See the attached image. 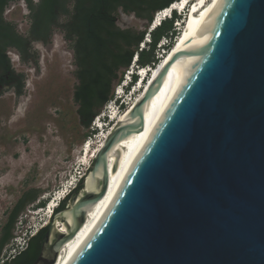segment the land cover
Returning <instances> with one entry per match:
<instances>
[{"label":"water","instance_id":"95a60500","mask_svg":"<svg viewBox=\"0 0 264 264\" xmlns=\"http://www.w3.org/2000/svg\"><path fill=\"white\" fill-rule=\"evenodd\" d=\"M204 32L92 225L77 236L87 208L108 192L110 150L145 129V108L184 45L112 127L33 264H264V0H221Z\"/></svg>","mask_w":264,"mask_h":264},{"label":"rangeland","instance_id":"374dc122","mask_svg":"<svg viewBox=\"0 0 264 264\" xmlns=\"http://www.w3.org/2000/svg\"><path fill=\"white\" fill-rule=\"evenodd\" d=\"M68 7L72 9V4ZM7 11V21L15 24L19 34L29 38L30 12L26 5L21 0L15 1ZM66 23L67 17L60 15L47 39H31L25 57L17 51H9L12 67L16 74L24 75L25 84L21 95L13 87L0 93V237L10 211L23 194L38 191V200L19 216L13 239L0 256V264L11 262L26 248L28 239L46 225L48 205L57 194L63 195L74 189L81 177L86 180L105 134L117 123L118 116L106 117L110 110L107 103L91 127L83 125L78 114L79 105L74 99L78 85L74 41L68 38L64 29ZM152 23L134 13L118 12L117 15V26L122 30L136 33L146 30L148 33ZM183 28L177 31L174 42H178ZM167 52L168 49L163 51L157 46L155 56L159 62L161 55ZM124 75L120 83L119 80L113 82L111 100L116 99L118 86L129 79ZM145 84L146 81L131 92L127 105L118 115L139 95ZM98 118L102 119L101 129ZM39 201H46V206L34 208Z\"/></svg>","mask_w":264,"mask_h":264},{"label":"trees","instance_id":"16d2710c","mask_svg":"<svg viewBox=\"0 0 264 264\" xmlns=\"http://www.w3.org/2000/svg\"><path fill=\"white\" fill-rule=\"evenodd\" d=\"M10 0H0V83L10 84L18 95L23 93L24 75L16 74L7 49L11 45L19 48L22 56L29 51V42L19 35L15 28L4 21L2 13ZM178 0H39L34 5L28 0L32 12V36L36 40L47 39L58 23L59 16L67 17L64 29L68 38L74 41L76 77L78 85L74 99L79 105L78 114L86 128L91 127L100 110L113 98V82L123 80V75L132 66L138 56V66L155 67L159 63L155 53L157 46L165 38L166 49L174 46L177 34L175 22L181 19L176 13L174 19H165L161 25L150 33L151 43H145L147 31L140 33L122 30L117 26V15L120 9L125 13H134L137 17L153 22L154 13L170 7ZM72 4V9L68 6ZM145 47L140 49V45ZM166 44V43H165ZM124 71L121 73V70ZM7 78V79H5ZM137 77H135V80ZM123 108V107H122ZM84 186V177L76 187L59 202L54 213L64 210L72 198L80 193ZM38 200V191H31L21 196L10 211L2 228L0 237V256L4 248L13 239V230L19 216L28 205ZM46 201H39L34 208H44ZM47 226L28 239L27 246L11 262L3 264H33L40 254Z\"/></svg>","mask_w":264,"mask_h":264},{"label":"bare ground","instance_id":"6f19581e","mask_svg":"<svg viewBox=\"0 0 264 264\" xmlns=\"http://www.w3.org/2000/svg\"><path fill=\"white\" fill-rule=\"evenodd\" d=\"M221 0H200L199 3L195 4V6L192 8L190 16L188 15L186 20L182 22L181 25L184 28L182 29L183 34H181L180 38L177 42V47H182L184 45L185 47V53L182 59L170 70L167 79L165 80L160 92L151 100V102L146 106L145 112H144V119H145V129L143 131L135 132L132 135H130L128 138L124 139L117 145H115L108 154V168H109V187L107 194L98 200L94 205L87 208L86 210V222L78 232L77 236L83 234L86 232L89 227L92 225L96 217L98 216L99 212L101 211L102 207L106 203L108 197L112 193L113 189L115 188L116 183L118 182L119 178L121 177L124 169L126 168L129 160L137 150L138 146L142 143L148 132L150 131L151 127L153 126L154 122L156 121L157 117L161 113L163 107L165 106L166 102L170 98L171 94L177 87L178 83L180 82L181 78L183 77L188 65L190 64L192 58L194 57L196 51L198 50L199 46L203 42V40L208 35V32L200 33L202 28L204 27L207 20L211 17H213L216 14V8ZM179 7V5L173 6V8H166L167 10L156 17V22L153 26V28L159 24V22L163 21L165 16H168L172 9ZM155 21V19H154ZM153 21V22H154ZM181 30V28H178ZM174 43V45H175ZM176 46L173 48V52H167L163 57H161V64L167 57L168 59H171L175 56L176 53ZM172 49V48H171ZM170 49V50H171ZM158 65V64H157ZM149 68L148 71L153 72V76H156L159 68ZM152 76V77H153ZM149 78V81L151 78ZM143 85V84H142ZM148 86V83L145 84V87L142 88L141 91H139V95L129 104V107L127 110L123 111L122 114L116 115L118 116L116 121L117 125L120 124V122L127 121L126 116L129 113V111L132 109L133 105L142 97L143 93L145 92L146 88ZM116 123V122H115ZM112 129V128H111ZM110 131H108L103 140L102 145L105 141L106 136L108 135ZM100 146V148L102 147ZM99 148V149H100ZM99 151V150H98ZM97 151V152H98ZM97 152L95 153V156L97 155ZM98 177L102 176V173L99 172L97 174ZM97 184V179H92L91 177L87 180V189L88 191H92L95 189ZM54 215V214H53ZM51 216V218L53 217ZM49 218V217H48ZM50 221V220H49ZM49 221L46 223L48 225ZM68 223H72L71 217L68 218ZM44 226L43 228H45ZM57 230L61 233H66L67 227L62 224V222H58ZM76 236V237H77ZM75 237V238H76ZM74 239V238H73ZM73 239L69 240L67 244L72 241ZM66 244V245H67ZM65 245V246H66ZM64 246V247H65ZM63 248H61L60 252Z\"/></svg>","mask_w":264,"mask_h":264},{"label":"flooded vegetation","instance_id":"af4514ba","mask_svg":"<svg viewBox=\"0 0 264 264\" xmlns=\"http://www.w3.org/2000/svg\"><path fill=\"white\" fill-rule=\"evenodd\" d=\"M15 1H19V0H10L8 2V4L4 7V10H3V13H2V17H3L4 21L7 22V23H9V24H11L15 28L16 32L18 33L15 24L12 23V22L7 21V19H6V16L9 14V12L7 11L8 10V7L10 6L11 3L15 2ZM21 1L26 5V8L30 12V28H29V31H28L30 37L29 38H26L23 35H21L19 33L18 34L21 35V36H23L24 38H26L28 40L29 46H30L31 39H34L33 36H32V27H33L32 12H31V8L29 6L28 0H21ZM34 5H36V4L34 3ZM119 12H124V11L122 9H120ZM34 40H36V39H34ZM10 50L11 51L12 50L13 51H17L18 53H20V55H22L21 52H20V50H19V48L17 46H15V45H11V46L8 47V49H7L8 56H9V51ZM5 79H7V78H5ZM6 88H12V86L10 84H8V83H2V84L0 83V93H2L4 91V89H6ZM46 232H47V230H46ZM46 232L44 233L45 235H46ZM44 240H45V238H44Z\"/></svg>","mask_w":264,"mask_h":264},{"label":"built area","instance_id":"2783aa9c","mask_svg":"<svg viewBox=\"0 0 264 264\" xmlns=\"http://www.w3.org/2000/svg\"><path fill=\"white\" fill-rule=\"evenodd\" d=\"M165 12V10L163 9V10H161V11H158L157 13H156V17H158L159 15H161V14H163ZM156 17H155V21H156ZM166 19V16H165V18H164V20ZM154 21V22H155ZM148 39V38H147ZM165 39V38H164ZM167 40V39H166ZM163 42V41H162ZM164 43V42H163ZM147 44L148 43H146V46H147ZM162 57H163V55H161ZM128 107H129V105H128ZM127 107V108H128ZM81 178H83V177H81ZM80 178V179H81ZM79 179V180H80ZM79 180H78V182H79ZM77 185V184H76ZM76 185H75V187H76ZM74 187V188H75ZM72 190V189H71ZM71 190H69V191H67L66 193H63V195H60V193L59 194H57L54 198H53V200L51 201V203H54V204H56V203H58L59 202V199L61 198V196H64V195H66L67 193H69ZM53 215V213H49V220H51V216ZM44 226H47V224L46 225H44ZM38 232V231H37Z\"/></svg>","mask_w":264,"mask_h":264},{"label":"clouds","instance_id":"9594fccd","mask_svg":"<svg viewBox=\"0 0 264 264\" xmlns=\"http://www.w3.org/2000/svg\"><path fill=\"white\" fill-rule=\"evenodd\" d=\"M117 103L121 106V101L120 100H117ZM60 202V201H59Z\"/></svg>","mask_w":264,"mask_h":264}]
</instances>
